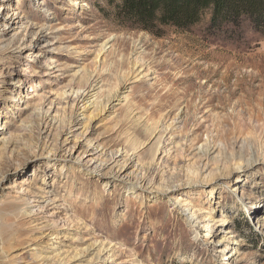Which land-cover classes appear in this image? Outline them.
<instances>
[{
    "label": "rangeland",
    "instance_id": "rangeland-1",
    "mask_svg": "<svg viewBox=\"0 0 264 264\" xmlns=\"http://www.w3.org/2000/svg\"><path fill=\"white\" fill-rule=\"evenodd\" d=\"M119 2L0 0V48H14L0 60V88L11 91L0 103V251L8 264H36L33 252L54 260L56 249L64 264H264V35L247 22L209 31L207 16L190 30L152 33L122 24ZM94 78L96 100L83 109L75 93ZM37 112L60 126H41ZM78 112L68 146L85 125L77 141L136 150L151 183L49 154ZM38 188L58 199L35 207L33 224L57 223L59 238L40 239L9 195ZM180 197L207 219L191 227Z\"/></svg>",
    "mask_w": 264,
    "mask_h": 264
},
{
    "label": "bare ground",
    "instance_id": "bare-ground-1",
    "mask_svg": "<svg viewBox=\"0 0 264 264\" xmlns=\"http://www.w3.org/2000/svg\"><path fill=\"white\" fill-rule=\"evenodd\" d=\"M25 22L29 26H31L32 24L31 20L29 19H27ZM108 40L104 41V43L100 48V51L107 49ZM13 49H14L13 46H10V44L1 47L0 60L3 59V57L10 56L13 52ZM15 82L21 83L22 78H16ZM99 84H100V80L98 78H94L89 81V83L85 86V89L83 91L81 92L79 91L78 93H75L76 101L77 103L79 102L83 103L82 106L83 109H87L94 105L97 95V89L98 87H100ZM6 92H11L8 87L3 86L2 88H0V103L1 101L10 98L7 94L5 95ZM0 112L2 113L1 107H0ZM79 114H80L79 112L76 113V116L71 120L70 122V124L72 125L71 127L70 126L67 127L64 125L65 127H67V129L64 130V128H62L61 131L56 135L55 139L50 142L52 144L53 151H49L50 152L49 154L59 155L63 158L75 162L79 168H84L91 172H95L96 174H100L105 178L107 176H110L113 178H118L119 180L127 179L137 187H145L151 183V179H150L152 173L151 167L145 166L136 159V154H135L136 150L129 151L125 147H115V148L111 147L110 149L109 147L106 148L101 147L100 144H95L88 140H85L84 142L77 141L78 136L83 137L85 135L86 133L85 125H83L85 132H79L78 133L79 135H77L76 137V141L73 142L71 146H68L66 144V142L69 141L68 136L71 133L72 127L77 124L79 120L78 119ZM36 115L41 120V124H40L41 126L56 125V127L58 128L61 124V120L58 121V119H56V116H51L50 118H48L50 116L48 113L45 114V119H43V112H37ZM24 128L28 131L31 130L30 125L24 126ZM6 132H7V126L1 120V115H0V136L3 137L2 135H4ZM2 140L3 142L0 145V152L3 148H5V146H7V142H8L5 141L6 139L4 140V138H2L1 141ZM159 146L160 144L157 145L156 148L157 151L160 150ZM8 147L9 148L16 147V142H10ZM199 153H201L200 157L205 155L202 152V149L199 150ZM0 157H2V152L0 153ZM107 182L108 181H106L105 183ZM14 188H16L15 183H13V185L11 186V189ZM15 193H17V191L11 192L9 195L12 197L13 201L18 202L19 205L18 212H20V216L26 219L28 218V223L31 227V231L38 232L41 236L40 239L49 238V237L59 238V230L61 229V227L57 223H50L44 225L41 224L39 226L33 224L34 221L32 220V215L34 214L35 207L38 208V211L40 210L39 212H42L45 208V204L52 205L58 199L57 196L55 195L53 196V198L47 196V193H51V190H47L46 188H38L37 191L33 193L32 197L30 198H25L24 196ZM41 198L44 200V204L39 202ZM190 204L191 203L188 201V199L184 197H180L178 201L180 213L184 215L186 221L192 227L201 223V220L202 221L206 220L207 216L206 215L199 216L204 211H202L199 206L189 207ZM59 207L61 206L54 205L53 212L51 213V215L58 213L56 212L57 211L56 209H59ZM203 227H208L207 230L210 231L209 225L203 224ZM222 240L224 239H221L220 242ZM39 241L38 240L36 241L37 242L36 246L40 245ZM54 247L51 246L52 250H55ZM18 255L19 254L16 253L13 256L17 257ZM52 255H56L57 259L51 260L50 259L51 256H47L45 254H40L37 252L32 253V257H35L36 259L35 262L36 264H64L63 261L65 257L62 256L59 249H56L55 254ZM109 257L111 256L108 255L106 259H108ZM231 257H232L231 253H228L223 258L228 259ZM0 259L2 260L1 262L3 264L9 263L8 262L9 254L5 249H1Z\"/></svg>",
    "mask_w": 264,
    "mask_h": 264
},
{
    "label": "trees",
    "instance_id": "trees-1",
    "mask_svg": "<svg viewBox=\"0 0 264 264\" xmlns=\"http://www.w3.org/2000/svg\"><path fill=\"white\" fill-rule=\"evenodd\" d=\"M115 12L122 24L157 34L190 30L207 16L209 31L235 33L247 22L264 35V0H120Z\"/></svg>",
    "mask_w": 264,
    "mask_h": 264
}]
</instances>
